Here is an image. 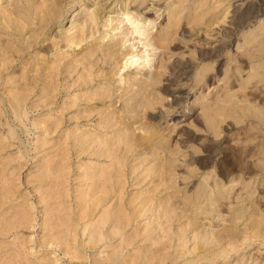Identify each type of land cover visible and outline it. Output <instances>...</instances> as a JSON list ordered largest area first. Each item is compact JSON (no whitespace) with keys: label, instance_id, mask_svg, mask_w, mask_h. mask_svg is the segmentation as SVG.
Listing matches in <instances>:
<instances>
[{"label":"rangeland","instance_id":"374dc122","mask_svg":"<svg viewBox=\"0 0 264 264\" xmlns=\"http://www.w3.org/2000/svg\"><path fill=\"white\" fill-rule=\"evenodd\" d=\"M75 2L35 41L54 48L37 82L20 79L32 52L0 65V264H264V0ZM98 6L86 42L65 48ZM126 14L166 46L154 87L128 64L145 53ZM54 62L61 92L44 102ZM135 83L147 89L130 100Z\"/></svg>","mask_w":264,"mask_h":264},{"label":"bare ground","instance_id":"6f19581e","mask_svg":"<svg viewBox=\"0 0 264 264\" xmlns=\"http://www.w3.org/2000/svg\"><path fill=\"white\" fill-rule=\"evenodd\" d=\"M63 1L64 0H5V2H4L5 5L0 4V36L2 34H6L7 36H9L11 38V40H9L8 42H2V39L0 38V65H1V69L3 70V69L8 68L12 62L21 60L22 57L29 52L34 53L35 58H36L33 60V64L35 66V69H30V70L25 71L23 74L20 75V79H22L24 81V84L27 86L30 85L29 82H26L28 78H31L33 83L38 81L39 71L40 70L43 71V67L41 66V64L48 62L47 61V56H48L47 54L50 52V50H52V49L54 50V48L50 49L51 47L49 46V44H44L46 39H45V41L42 40L41 44H37L35 42L36 39L41 37V35L44 32H46L54 22H56V21L60 22L62 20V17L65 15V13L69 9H71L74 6V4H76L75 0H69L67 5H70V6H68V8L64 10L66 3L63 5V3H64ZM149 7L153 8L154 5L151 4ZM100 8L101 7L98 6L94 10H92L90 12V14L88 13L89 17L85 18L83 27H82L81 31L78 32L77 35H72V33H67L65 36H63V38H64L63 41L65 42V48H69V49L75 51V49L77 50V47L79 45H81V44L83 45V43L86 42L87 36L84 34V32H85L84 29L87 28L88 22L89 23L91 22V24H94L96 26L98 23V20H100L102 17H104L106 15V13H104L103 16L101 17V14L104 11ZM145 8H147V7H145ZM145 12L148 13V11H145ZM14 17L17 19H15ZM138 17L141 19V20H139L140 23L142 21V18H145L144 16L143 17L141 16V13H138ZM124 19L126 20V22H129V28H131L132 34L135 35L133 38L134 39L139 38L138 39L139 41H137V43H140L142 41L141 48H143V50L141 52L145 53L142 56H138L136 54V55H132L131 57H128V59H130V62L128 64H129V66H131V65H136V63L138 62V64L136 66L140 65V70L143 71V75H145L146 81H148V87H154V85H156V83L161 79L162 74L150 71V68L152 67V62H154L153 60L155 59L154 55H156V53H159V51L161 49L166 48V46L163 44L157 43V42H152L151 37H149L150 32L143 30V26H140L138 21H137V23H135V20L133 21L131 19V16H129L128 14L125 15ZM123 20L121 22H123ZM151 22H154V21H151ZM152 24H153V27H155L154 23H152ZM34 25L36 28L32 30L30 27L34 26ZM91 33H92V31H91ZM90 37H92V36H90ZM123 40H124L123 37L121 39H119L118 41L116 40L117 43H115V44L113 43L112 48L108 53L109 59H111V58L115 59L116 63H118L119 60L117 58L118 56L114 55V52L119 50V47H121L122 45L125 44V42H127V40H125V41H123ZM58 42L59 41H54L53 42L54 44H52V46L58 47ZM36 45H37V47H35ZM30 49H32V50H30ZM56 49L57 48L55 47V50ZM92 50L93 51L86 52L84 57H82V59L79 61V64L84 66V65H86L84 63L90 62V59H92L93 54H94V49H92ZM39 54H41V55H39ZM124 55H127V53H125ZM107 62H108L107 60H105V59L103 60V63H107ZM71 65H72L71 62L66 63L64 65L65 66L64 71H67V69L70 68ZM59 66H60V63L54 62V63H51L50 65H48L44 69V70L47 69V73H44V80L47 79V80H45L47 82V83H45L46 85L43 86L44 87L43 90H45V92H47V94H45L46 100L44 102H52V103L55 102L57 95L61 92L58 89V87H59L58 86V83H59L58 79H59V75L61 74V70L59 69ZM83 68H84V73L82 74V76L90 77V74L87 72V70H85L86 69L85 66ZM115 71H116L115 68L112 69L111 73L110 74L108 73V75L112 78L115 74ZM30 72L32 73L31 77L29 74ZM169 75H171V74H169ZM89 79L91 80V78H89ZM89 79L82 81V84H86ZM42 80H43V77H42ZM133 87H134V89H133L134 93L130 96V100L136 99L138 97V94H140V92H142L146 88V87L142 88L141 86L139 87V84H137V83L133 84ZM168 90H170V89H168V85L163 87V92L164 91L166 92ZM143 93H144V91H143ZM103 95H104V93L94 94L89 101H92V100L98 101L99 100L100 102H103L105 99V98H103ZM106 98H108V97H106ZM147 100L145 101V103H143L144 102L143 100H142L143 102H141V105H143L142 106L143 109L149 103V101H147ZM22 104H24L23 100L14 99L9 103V107L15 111V110H18L19 108H21ZM128 113H131V110ZM136 116L137 115H131L130 116L129 120L131 121L130 122L131 125H134L137 122V120H135ZM145 120H143L142 122L144 123ZM142 122H140V123H142ZM140 128H142V127H140ZM142 129H140V131H142ZM131 136L132 135L130 133H127L126 136H123L122 139H124L126 141V143L133 141L132 145H134V146H135V142H136L137 146H138L137 139L134 138L132 140ZM98 144L99 145L101 144L102 146H104L105 150L102 151L103 156H106L107 158L113 156L112 154L114 152V149L109 148L106 140H104L103 142L99 141ZM81 146H84V145H81ZM82 149L83 150L81 152H84V151L89 152L88 147H86V146L82 147ZM130 149H131V147L129 149H127V151H130ZM232 167H233V165H231V168ZM246 169H248L251 172L254 171V168L250 165L249 166L247 165ZM115 170H117V169H115ZM108 181L109 180H107V182ZM97 199L100 200V198H97ZM94 201H96V199ZM94 201L92 203H94Z\"/></svg>","mask_w":264,"mask_h":264}]
</instances>
